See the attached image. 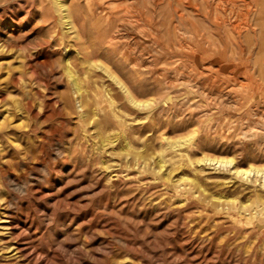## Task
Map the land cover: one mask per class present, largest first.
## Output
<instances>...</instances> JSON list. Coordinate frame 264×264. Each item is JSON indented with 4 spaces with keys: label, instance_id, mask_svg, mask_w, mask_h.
<instances>
[{
    "label": "rangeland",
    "instance_id": "rangeland-1",
    "mask_svg": "<svg viewBox=\"0 0 264 264\" xmlns=\"http://www.w3.org/2000/svg\"><path fill=\"white\" fill-rule=\"evenodd\" d=\"M56 1L0 0V264H264V175L198 162L264 171V0Z\"/></svg>",
    "mask_w": 264,
    "mask_h": 264
},
{
    "label": "bare ground",
    "instance_id": "bare-ground-1",
    "mask_svg": "<svg viewBox=\"0 0 264 264\" xmlns=\"http://www.w3.org/2000/svg\"><path fill=\"white\" fill-rule=\"evenodd\" d=\"M56 3H57L58 8L60 10L64 11L63 14H62V18H63V22L66 25H68L67 28L68 29L74 28V26L71 23L70 15L68 13L67 6L65 4V1L63 2L61 0H58V1H56ZM262 39H264V38H262ZM90 65L91 66H94V67H99L100 66V65H96V64H90ZM104 71L106 72V74L116 84H118L120 90L124 93L125 98L131 104H133L134 106H139L140 104H147V102H145V101H140V100L136 99L134 97L132 91H131V88L129 86H127L125 82H123L122 80H120V78H118L116 75L110 73L106 68L104 69ZM64 72H65L67 78L70 80V83L72 84L75 92L77 94H79V95L82 94V92H83V89L82 88H84V87L81 86V82H80V78L78 76V73L74 70L73 63H72L71 59H69V58H65V61H64ZM109 97H110L109 101L112 102L113 101V98L111 96H109ZM158 162L160 164L159 167H162L164 160L159 159ZM198 162H204L205 164H211V165L219 166V167L220 166L221 167H229V170H233V173L234 174H241L245 178H248L251 173H252V175L253 174L264 175V171H262L259 168H255L253 166H250L248 168H239V166L238 165H237L238 167L235 166V163H233V160L232 159H229V158H217V157H210V156L204 155L200 159H198Z\"/></svg>",
    "mask_w": 264,
    "mask_h": 264
}]
</instances>
